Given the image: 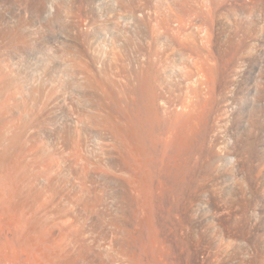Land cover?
Segmentation results:
<instances>
[{
    "label": "bare ground",
    "instance_id": "1",
    "mask_svg": "<svg viewBox=\"0 0 264 264\" xmlns=\"http://www.w3.org/2000/svg\"><path fill=\"white\" fill-rule=\"evenodd\" d=\"M77 1L98 18L90 0H0V206L17 192L40 199L57 190L62 164L53 155L41 175L30 167L29 144L46 139L32 133L53 129L87 165L78 148L92 129L114 142L128 134L157 208L191 213L197 180L221 164L244 173L249 201L264 212V32L254 16L264 15V0H118L114 17L138 18V63L122 71L114 95L101 81L111 83L107 62L90 57L92 37L77 21ZM110 59L121 67L128 60L114 47ZM83 171L80 181L92 183ZM223 195L227 207L238 191L226 187ZM216 211L212 203L194 226L217 221L228 225L227 235L254 232L257 249L264 221L249 228L246 210L239 218Z\"/></svg>",
    "mask_w": 264,
    "mask_h": 264
},
{
    "label": "rangeland",
    "instance_id": "2",
    "mask_svg": "<svg viewBox=\"0 0 264 264\" xmlns=\"http://www.w3.org/2000/svg\"><path fill=\"white\" fill-rule=\"evenodd\" d=\"M90 1L91 14L98 18L86 14L79 1L75 2L76 18L92 37L90 57L107 62L111 83L101 81L114 95L112 86L123 84L122 71L134 70L133 64L138 63V18L122 11L114 17L118 0ZM254 12L260 17L258 29L264 32V15ZM127 39L132 45L125 50ZM51 46V42L46 44ZM77 47L80 50L78 42ZM113 47L128 59L123 67L110 59ZM260 49L264 52V43ZM38 135L46 139L29 144L33 173H43L44 164L50 160L47 154H51L62 164L58 166L61 179L53 187L57 190L46 191L42 199L32 197L33 193L28 198L23 195L25 199L17 192L19 196L15 194L18 198L13 197L10 207L0 206V264H264V237L254 251L250 245L254 232L244 238L236 232L227 235L228 225L217 221L194 226L197 215L212 203L224 217L239 218L246 210L249 228L257 226L260 219L264 221L257 200L248 199L242 171L218 164L214 173L198 179L193 190L197 201L191 213L182 218L180 211L171 214L168 207H155L156 194L148 186L147 173L139 172L136 146L127 133L123 142H114L92 129L85 130L78 150L87 165L74 157V148L59 139L53 129L31 134ZM83 170L94 177L92 183L83 185L80 181ZM38 183L46 186L43 179ZM226 187L236 189L238 195L224 207L221 200Z\"/></svg>",
    "mask_w": 264,
    "mask_h": 264
}]
</instances>
